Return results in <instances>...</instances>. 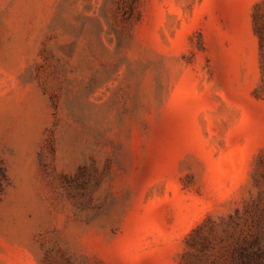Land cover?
Masks as SVG:
<instances>
[{
	"label": "rangeland",
	"instance_id": "374dc122",
	"mask_svg": "<svg viewBox=\"0 0 264 264\" xmlns=\"http://www.w3.org/2000/svg\"><path fill=\"white\" fill-rule=\"evenodd\" d=\"M0 264H264V0H0Z\"/></svg>",
	"mask_w": 264,
	"mask_h": 264
}]
</instances>
